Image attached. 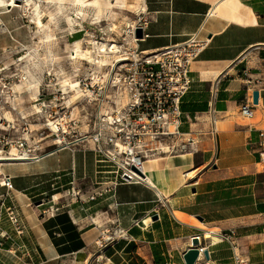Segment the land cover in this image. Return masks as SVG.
I'll return each mask as SVG.
<instances>
[{"label":"crops","instance_id":"1","mask_svg":"<svg viewBox=\"0 0 264 264\" xmlns=\"http://www.w3.org/2000/svg\"><path fill=\"white\" fill-rule=\"evenodd\" d=\"M217 2L142 4L147 37L136 42L139 50H161L198 30L209 40L191 63V86L181 99L180 130L192 143L182 153L189 157L175 158L167 167L174 180L182 173L177 187L160 193L149 183L148 176L156 181L154 170L144 164L178 154L145 159L147 183L113 187L110 165L100 161L90 143L57 148L37 159L0 161V183L1 173L10 174L13 183L11 190L0 184V264H185L183 254L193 240L183 249L178 240L198 236L202 246L207 232L209 259L234 264L230 243L218 239L231 230L235 251L246 264H264V168L252 148L264 128V0H240L241 21L218 14ZM210 9L215 14L206 18ZM214 78L219 79V119L212 135L207 108ZM19 85V90L26 87ZM251 93L255 116L246 120L238 110ZM30 95L19 93L15 102H30ZM66 171L71 180H65ZM104 188L102 196L88 199ZM48 206L60 208L46 216L42 212ZM12 208L21 233L8 218Z\"/></svg>","mask_w":264,"mask_h":264},{"label":"built area","instance_id":"2","mask_svg":"<svg viewBox=\"0 0 264 264\" xmlns=\"http://www.w3.org/2000/svg\"><path fill=\"white\" fill-rule=\"evenodd\" d=\"M214 14L215 11L210 9L206 18ZM146 24L147 21L139 15L133 26L123 30L124 35L116 34L111 28L110 36L91 35L93 41L87 42L91 48L84 49L85 57L77 59L85 61L86 67H72L71 80L62 79L57 83L47 72V77L32 88L36 90V96L29 102L30 106L34 104L35 113L43 118L41 127L49 131L47 139L42 137L36 144H31L28 130L23 128L20 136L1 139V150L10 154L14 146L22 160L37 159L57 148L90 143L100 161L110 165V173L114 176L112 187L122 182L147 183L143 167L145 159L188 152L192 138L180 130V104L191 86V63L209 40L200 38L198 30L180 43L155 52H144L132 46L130 41L131 38L136 42L140 40L134 36L137 27L142 28L141 39L147 37L144 32ZM102 40L109 44L105 51L97 46ZM114 44L117 47H113ZM21 58H17L19 63L8 78H0V96H13L10 100L13 104L15 95L29 91L28 87L19 90L17 86L30 78L29 70L34 67L21 63ZM1 70L4 68L0 66ZM65 80L69 84H65ZM218 80L214 78L212 81L207 108L212 135L216 133L219 119L215 108ZM245 80L249 82L247 77ZM7 91L12 94H6ZM11 110L15 111L14 105ZM238 111L246 120L254 118L252 93L250 99L239 105ZM252 148L264 168V128L258 129ZM124 155L129 157L127 164L123 162ZM1 180L0 184L7 190L13 188L10 174L1 173ZM105 191L108 189H96L88 199L95 200ZM0 205H3L2 199ZM59 208L53 209L51 215ZM47 212L49 210L44 209L42 214ZM7 214L16 232L21 233L15 209L8 210ZM234 236L231 230L219 234L218 239L230 243L234 264H246L235 251ZM198 239V236L192 238L193 245L199 249V261L204 258L207 247L201 246Z\"/></svg>","mask_w":264,"mask_h":264},{"label":"rangeland","instance_id":"3","mask_svg":"<svg viewBox=\"0 0 264 264\" xmlns=\"http://www.w3.org/2000/svg\"><path fill=\"white\" fill-rule=\"evenodd\" d=\"M111 1V0H110ZM123 2L120 8H114L113 13L108 17L96 15L97 7L92 6L89 10V20L82 22L77 20L78 24L71 25L68 23L67 15L70 11V0L64 1V13H57L55 1L38 0L40 3L39 11L34 15L38 17L43 24L50 25L49 18L52 13L57 25H50V29L44 28L39 36H35L37 24L31 20V10L22 12L18 7H10L8 13H1L4 8H0V66L4 70L0 71V78H8L14 72V66L18 65L17 58L22 56L23 64H27L30 68V74L35 76L41 82L43 78L47 77V72L54 82H61L62 79L71 80V68L82 66L85 69V61L76 60L70 61L66 58L67 43L72 42L76 38L82 40L83 49L91 48L87 42L93 41L91 35H100L107 37L112 35L110 28L118 35H123L122 32L131 22H136L138 14H135L138 0H120ZM115 2V0H112ZM21 1L16 0V5H20ZM38 14V15H37ZM49 33L55 37L49 43H42V36ZM77 34V35H76ZM78 36V37H76ZM75 37V38H74ZM45 38V37H44ZM43 38V39H44ZM61 52V60L59 63L55 62L56 52ZM85 57V56H84ZM33 97L36 96V90L29 91ZM29 92H21L20 95H27ZM6 94L12 93L7 91ZM13 96H0V140L5 137L16 138L21 135L23 128H27L28 135L31 137V144H36L37 141L44 137L47 139L49 131L41 127L42 116L35 113V109L29 105V101L19 103L11 102ZM15 111H12V107ZM10 111V112H9ZM28 113V114H27ZM20 114H27L24 118ZM12 115V116H10ZM0 149L1 146H0ZM48 209L46 216H49L54 208L45 207Z\"/></svg>","mask_w":264,"mask_h":264},{"label":"bare ground","instance_id":"4","mask_svg":"<svg viewBox=\"0 0 264 264\" xmlns=\"http://www.w3.org/2000/svg\"><path fill=\"white\" fill-rule=\"evenodd\" d=\"M21 4L20 5H16V0H0V8H4L5 10H3L1 13H8L10 10V7H18L23 13L26 11L31 10V21L33 23L37 24V29L35 30V36H39V34L44 30V28L46 29H50V25L56 26L57 25V20L55 18V16L50 13V18H49V24H43L41 22V20L38 17H35L34 15L39 11L40 9V3L38 2V0H20ZM50 1H55V3H57L56 5V11L57 13H64V1L65 0H50ZM123 4V2H121L120 0H115V2H112V0H70V11L69 14L67 15V20L68 23L71 25H76L78 24L76 21L80 20L82 22H86L89 20V13L88 10L92 7V6H96L97 7V11H96V15L95 17H98L100 15H104L106 17H108L111 13H113V9L114 8H120L119 6H121ZM142 4H143V0H138V4L137 7L135 8V14L140 15L141 14V10H142ZM242 6V3L240 2V0H218V2L216 3V11L218 14H222L224 16H227L229 18L241 21L242 19H244L241 15H240V8ZM38 15V14H37ZM151 16V15H149ZM248 20V19H247ZM253 20H255L253 18ZM1 23V20H0ZM134 22H131L129 25H134ZM113 29V28H111ZM127 29H125L126 31ZM44 32V31H43ZM128 32V31H127ZM124 35V33H123ZM45 37V38H44ZM44 38V39H43ZM55 37H52L49 33H46V35L42 36V43H49L52 40H54ZM82 40L81 39H75L70 43H67V50H66V58L67 60L70 61H76L77 59H82L85 56V51L82 47ZM130 44L132 46H136V40L134 38H131ZM98 48L102 49V50H107L109 47V44L105 43L103 40L101 41L100 44H97ZM113 47H117V45H113ZM61 56L62 53L61 52H56L55 54V62L54 63H59V61L61 60ZM22 61V58H21ZM30 72V70H29ZM66 81V80H65ZM68 81H66L65 84H69L67 83ZM39 83L38 79L30 74V78L26 79L23 84L29 88V91L32 90V88H34L35 86H37ZM22 85V84H21ZM20 85L17 86V88H19ZM33 95H30L29 99H33ZM15 101V99L13 100ZM21 102V101H20ZM19 102V103H20ZM12 116V115H10ZM3 117H0V120ZM4 119V118H3ZM8 153H5L4 151H2L0 149V161H4V160H22L21 157L19 156L18 150L13 146L11 148V151ZM191 154L190 153H186V154H178V157H172V156H167L164 158H153L152 160L147 161L144 166L145 168H152V170H154L155 172V176H156V181L152 180L149 177V183H151L152 185H154L157 190L160 193H164V194H169V192H171L173 189H175L177 187V184L180 180H182V173H180V175H178L177 179L174 180V177L172 176V172L168 171L173 162V160L175 158H187L189 157ZM129 160V157L127 155H124L123 157V162L124 164H127ZM64 178L65 180H71V176H70V171H66L64 172ZM210 235L207 233L203 234L201 236V240H202V246L205 247L206 246V238L209 237ZM192 243V238H184V239H180L178 240V246L180 248H185L186 246H188L189 244ZM205 264H220L214 260L211 259H205Z\"/></svg>","mask_w":264,"mask_h":264},{"label":"water","instance_id":"5","mask_svg":"<svg viewBox=\"0 0 264 264\" xmlns=\"http://www.w3.org/2000/svg\"><path fill=\"white\" fill-rule=\"evenodd\" d=\"M134 36L137 38V39H141L142 36H143V32H142V28L140 27H137L134 31ZM257 96H258V93L257 91H254L253 92V101L254 103L257 102ZM38 204H40V202H38ZM156 219V216L155 218ZM204 256L206 259H209V253H208V250H205L203 252ZM198 256H199V249H198V246L196 245H193V246H190L183 254V259H184V262L185 264H196V262L198 261Z\"/></svg>","mask_w":264,"mask_h":264},{"label":"trees","instance_id":"6","mask_svg":"<svg viewBox=\"0 0 264 264\" xmlns=\"http://www.w3.org/2000/svg\"><path fill=\"white\" fill-rule=\"evenodd\" d=\"M76 39H78V38H76Z\"/></svg>","mask_w":264,"mask_h":264}]
</instances>
